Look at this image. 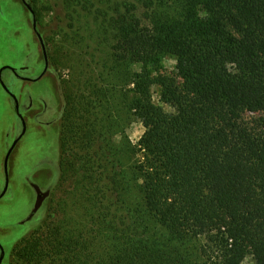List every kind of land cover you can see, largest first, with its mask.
<instances>
[{
  "label": "trees",
  "instance_id": "obj_1",
  "mask_svg": "<svg viewBox=\"0 0 264 264\" xmlns=\"http://www.w3.org/2000/svg\"><path fill=\"white\" fill-rule=\"evenodd\" d=\"M132 10L112 19L116 40L97 76L106 85L76 67L64 88L60 168L78 167L73 203L58 210L69 215L81 200L78 220L46 224L17 258L37 262L46 250L59 264H264V0ZM165 56L176 77L149 76ZM129 76L131 100L117 95ZM154 84L170 111L152 102ZM125 112L145 127L135 146L121 130ZM46 196L36 190L35 208Z\"/></svg>",
  "mask_w": 264,
  "mask_h": 264
},
{
  "label": "rangeland",
  "instance_id": "obj_2",
  "mask_svg": "<svg viewBox=\"0 0 264 264\" xmlns=\"http://www.w3.org/2000/svg\"><path fill=\"white\" fill-rule=\"evenodd\" d=\"M87 1L0 0V264L60 263H53L46 250L37 262L21 261L17 253L24 240L41 236L46 224L68 218L70 227L80 214L81 200L77 211L66 210L69 215L58 210L61 201L73 203L71 179L78 167L74 162L73 167L64 163L60 168L65 85L75 76L76 67L86 68L89 76L106 85L97 76L116 40L114 19L129 8L142 17L159 7V0ZM130 70L134 75L143 72L139 66ZM146 73L155 79L175 78V61L165 56ZM134 83L135 77L129 76L119 84L117 95L131 100ZM159 91L156 84L151 86L152 102L170 111L160 103ZM251 117L262 116H247ZM121 130L135 146L145 127L134 113L125 112ZM113 141L120 144L122 136H114ZM37 189L47 196L35 208Z\"/></svg>",
  "mask_w": 264,
  "mask_h": 264
},
{
  "label": "water",
  "instance_id": "obj_3",
  "mask_svg": "<svg viewBox=\"0 0 264 264\" xmlns=\"http://www.w3.org/2000/svg\"><path fill=\"white\" fill-rule=\"evenodd\" d=\"M28 9L31 10L29 7H28ZM8 156H9V153L6 155V158H5V160H4L5 168H6V162H7Z\"/></svg>",
  "mask_w": 264,
  "mask_h": 264
},
{
  "label": "flooded vegetation",
  "instance_id": "obj_4",
  "mask_svg": "<svg viewBox=\"0 0 264 264\" xmlns=\"http://www.w3.org/2000/svg\"><path fill=\"white\" fill-rule=\"evenodd\" d=\"M1 250V249H0Z\"/></svg>",
  "mask_w": 264,
  "mask_h": 264
}]
</instances>
